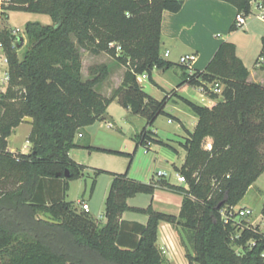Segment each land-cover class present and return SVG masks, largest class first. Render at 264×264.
Returning <instances> with one entry per match:
<instances>
[{"label": "trees", "instance_id": "trees-1", "mask_svg": "<svg viewBox=\"0 0 264 264\" xmlns=\"http://www.w3.org/2000/svg\"><path fill=\"white\" fill-rule=\"evenodd\" d=\"M222 1L234 5L238 14L251 13L253 0ZM183 3L11 0L9 10L23 7L27 12L49 14L53 24L26 25L29 47L15 66L23 81L22 111L6 115L3 109L8 95L0 96V253L9 252L5 264H165L157 247L162 222L182 229L186 235L193 234V254L187 253L190 264H264V233L259 226L239 222L233 210H228L244 199L264 173V152L256 147L264 131V86L249 82L250 72L237 57L234 44L223 43L203 72L181 66L184 73L179 88H203L217 99L207 86H225V101L211 108L178 96L199 119L195 131L182 143L187 158L177 171L185 177V185L146 183L130 177L140 147L149 150L156 144L176 151L151 130L160 116L171 117L166 112L169 96L155 99L137 77L147 74L158 86L152 79L153 71L173 67L161 55L162 16L165 11L179 12ZM118 45L124 57L118 56ZM81 50L108 54L127 68L121 86L110 98L96 89L106 71L84 80ZM8 63L13 84L14 64ZM256 65L264 71V38ZM114 100L147 124L135 137L137 145L132 153L86 147L129 159L124 173L94 169L96 176L113 177L106 200V223L102 224L66 200L69 182L80 179L88 169L75 162L70 152L81 147L76 142L78 134L106 120ZM26 117L32 119V149L28 154L10 152L8 139ZM208 138L214 142L211 152L204 149ZM67 170L69 178L64 176ZM95 185L93 178L92 191ZM159 187L183 197L178 216L152 206L142 209L128 205L137 195L153 196ZM39 211L50 214L53 221L36 218ZM126 212L147 215L148 223L123 220Z\"/></svg>", "mask_w": 264, "mask_h": 264}, {"label": "crops", "instance_id": "crops-1", "mask_svg": "<svg viewBox=\"0 0 264 264\" xmlns=\"http://www.w3.org/2000/svg\"><path fill=\"white\" fill-rule=\"evenodd\" d=\"M237 14L238 10L234 5L222 0H186L179 12L173 13L165 11L163 13L161 23L162 57L174 65L169 70L155 69L153 71L152 79L158 86H155L150 81L149 77L143 79L140 84L145 92L157 100L161 101L169 96L166 112L170 114L171 117H168V123L172 124L174 121L178 122V128L175 129L173 133L174 137H162V133L157 126L160 117L151 130L159 139L173 146L176 151L156 144H153L149 150L140 147L137 150L134 163L130 169V177L132 179L146 183L167 182L174 186L185 185L178 180L179 173L177 171V169L185 164L187 158V152L183 148L182 142L184 139L188 138L189 133L195 131L199 119H195V121H193V127L190 128L177 114V110L184 105L178 96L196 103L190 97V93H192L194 89H197L196 87L188 85L179 88L184 73L183 68L179 64V60L182 56L197 54L198 61L194 69L203 72L213 60L219 47L227 42L235 45L237 57L244 63L248 70L250 66L248 60L251 56H253L255 60L254 64L257 68L256 61L262 50V39L264 38L262 26L258 24L260 20L250 18L242 31L238 29L233 31ZM167 52H169V55L166 57L165 54ZM6 71L7 68L4 73ZM2 79L3 78L0 77V81ZM122 82L123 79L119 82L116 90L121 86ZM100 85L101 83L96 86V89L99 88L101 90ZM101 91L100 93L107 98H110L113 93L109 87ZM198 91L204 102L202 106L210 107L214 103V100L202 94L199 88ZM31 122L32 119L26 117L21 125L14 129L12 136L8 139V151L23 154L29 153V137L32 132ZM146 124L147 121L144 118L134 116L130 110L124 109L118 103V100H114L107 109L106 120L97 121L93 125L88 126L84 130L82 137L78 136L76 138V142L81 147L70 152V157L75 162L88 167L81 178L88 176L92 179V183L93 178L96 179L97 183L98 176L95 175L94 169L118 174L124 173L128 167V158L105 152L90 151L86 149V147L91 146L103 150L132 153L137 145L135 137L146 127ZM24 126L27 129L26 139L28 146L25 145L22 148L14 142V139L18 131ZM157 172H163L164 175L162 177H157ZM102 175H107L109 177L107 191L101 206L102 210H105L104 207H106V200L113 182V177L110 174ZM173 175L176 176V180L179 184L172 181ZM182 202L183 197L178 192L166 187H159L153 196L143 194L137 195L128 200V205L130 207L142 209L152 206L157 211L161 210L160 212L178 216L182 207ZM81 203L88 204L90 210H93L92 205L88 202H79L80 205ZM126 213L133 215L138 214L134 212ZM126 213H124L122 217L123 220L138 222L143 225L148 223V216L146 222L143 223L135 219H125ZM251 225L254 227L259 226L255 224ZM259 228L262 231L260 226ZM185 236L186 234L182 229H177L165 222L160 223L157 247L163 259H165L168 264H190L187 253H184V249H186V246H190V244L186 240V244L182 242Z\"/></svg>", "mask_w": 264, "mask_h": 264}, {"label": "rangeland", "instance_id": "rangeland-1", "mask_svg": "<svg viewBox=\"0 0 264 264\" xmlns=\"http://www.w3.org/2000/svg\"><path fill=\"white\" fill-rule=\"evenodd\" d=\"M9 8L10 4L3 3L2 5H0V77H4V71L6 70V68L9 71V63L6 64L5 58L7 60H10V62H13V71L14 76L16 77L13 84H10L9 82V85L4 88V91L0 92V96L8 95L7 100H5V107L3 109V112L5 111L4 113H6V115L8 116L13 115L14 113H20L23 109V81L19 78V73L15 66H17V64L23 60L24 54L29 47V39L26 35V25L28 23L35 22L41 23L44 26L53 24V20L49 14L27 12L24 10L23 7H19V10L17 11H11L9 10ZM258 24H261L262 31L264 32V23L262 21H259ZM238 30L242 31L243 29ZM19 36L24 37L25 44L22 48L17 49L15 45L17 44V38ZM117 54L120 57H124L120 45H118ZM81 55L83 60L82 71L84 74V80H91L97 76L104 74L106 71L103 81L101 82L100 88L101 90H106V88L109 87L114 93L119 82L124 79L125 74L127 72V68L122 64V62L119 59L113 58L108 54L93 55L90 52L81 50ZM248 61V64L250 65L249 72L251 73L250 82L258 83L264 86V71L258 69V67L256 68L253 56H251ZM3 65H6L7 67ZM222 88H225V86L222 85ZM97 90L99 92H102L99 88ZM202 94L211 98V100L213 99V97L209 94H206L204 92H202ZM11 96H15V99H11ZM217 96V99H213L214 103L210 106V108L216 105L217 103H223L225 101L224 96L222 94H218ZM190 97L197 104H204L200 97V92L198 91V88L194 89L192 93H190ZM177 114L186 123L188 127H193V121H195L197 117L193 113H191L187 107L182 105V108L177 110ZM157 126L160 129L163 138H173L174 130L178 128V122L174 121L172 124H169L168 117L160 116ZM26 132V127H22L18 131V134L14 139V142H16V144L22 148L25 145L28 146ZM78 136L79 134L77 135V137ZM259 138L260 140L256 144V147L264 152V131L261 132ZM185 141L186 139H184L182 143H184ZM213 143V139L208 138L204 142V149L211 152L212 149H208V145L213 146ZM31 149L32 144L30 143L29 152L31 151ZM176 179V176L173 175L172 181L176 184H179ZM108 180L109 177L107 175H98V180L93 191L91 190L92 179H90L88 176H85L81 179L73 180L70 182L67 200L74 202V204L78 208V212H82V210L80 209L82 207L79 202H88L93 207V210H90L91 215L101 221L102 224H105V210H102L101 206L103 204V199L107 191ZM247 208L252 210V214L243 218L238 217L237 220L245 225H259L264 233V173L252 184L244 199L237 206L231 208L229 207L228 210H234L236 213L238 210ZM125 215V219H135L143 223L147 220V215L144 214L138 213L137 215H133L130 213H126ZM36 218H38L39 220L53 221L52 216L45 211L37 212ZM191 236H193V234L189 233V235H186L185 238L182 239V242L186 244V241H188L191 246H186V249H184L185 254L193 253L192 243L190 240ZM8 257L9 252L0 253V264H5V261L8 259ZM165 263L168 264L166 261Z\"/></svg>", "mask_w": 264, "mask_h": 264}, {"label": "built area", "instance_id": "built-area-1", "mask_svg": "<svg viewBox=\"0 0 264 264\" xmlns=\"http://www.w3.org/2000/svg\"><path fill=\"white\" fill-rule=\"evenodd\" d=\"M182 1H186V0H182ZM3 3H7V4H11V0H0V5H2ZM251 13L249 16L244 15L243 13H239L236 16V20H235V26L237 29H243L246 27L247 22L250 18H255L258 19L262 22H264V0H253L251 3ZM166 57L169 55V52H167ZM6 64H8V60L5 58ZM198 61V55L197 54H188L185 56H182L179 60V64L181 66H184L186 68H188L190 71H192L194 69L195 64ZM148 75L147 74H142L139 75L137 77L138 81L141 82L143 79H147ZM10 82V75H9V71L7 70L4 73V77L3 79L0 81V92L4 91V88L9 85ZM201 92H207L204 91L203 88H199ZM207 89L210 93L213 94H222L223 92V88L219 85V84H215V85H208ZM80 137H82V134H79ZM151 146V145H150ZM208 149H212L211 145H208ZM164 175L163 172H157V177H162ZM178 180L181 183H185L186 179L183 175L179 174L178 175ZM81 209L85 212H90V206L86 203H81ZM233 215H236V218L240 217H247L249 215L252 214V210L251 209H241L238 210L236 213L233 210ZM223 217L224 219H226L227 222V217L225 215V212L223 213Z\"/></svg>", "mask_w": 264, "mask_h": 264}, {"label": "water", "instance_id": "water-1", "mask_svg": "<svg viewBox=\"0 0 264 264\" xmlns=\"http://www.w3.org/2000/svg\"><path fill=\"white\" fill-rule=\"evenodd\" d=\"M24 44H25V39H24V37H23V36H19V37H18V42H17V44H16V48H17V49H20V48H22V47L24 46ZM57 176H60V174H58ZM64 176H65L66 178H69V177H70V173H69L68 170L65 172Z\"/></svg>", "mask_w": 264, "mask_h": 264}]
</instances>
